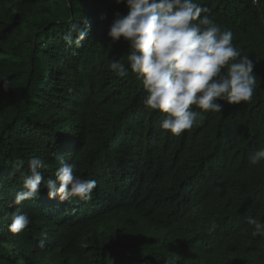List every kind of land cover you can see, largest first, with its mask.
Listing matches in <instances>:
<instances>
[{"label": "trees", "instance_id": "trees-1", "mask_svg": "<svg viewBox=\"0 0 264 264\" xmlns=\"http://www.w3.org/2000/svg\"><path fill=\"white\" fill-rule=\"evenodd\" d=\"M197 2L253 60L256 90L175 136L145 107L137 74L109 68L127 66L128 42L107 35L125 4L0 0V80L10 82L4 91L0 81V264H264V237L247 223L264 221V161L249 163L264 147V0ZM73 25L86 27L79 48L63 41ZM53 153L96 181L92 199H49L41 185L13 204L15 165L26 172L37 156L47 179ZM17 210L31 223L14 234Z\"/></svg>", "mask_w": 264, "mask_h": 264}, {"label": "clouds", "instance_id": "clouds-1", "mask_svg": "<svg viewBox=\"0 0 264 264\" xmlns=\"http://www.w3.org/2000/svg\"><path fill=\"white\" fill-rule=\"evenodd\" d=\"M125 4L126 15H116L108 30L113 42L121 37L128 42L127 66L121 59L109 64L116 76L125 78L129 69L136 73L147 93L146 108L165 114L160 124L164 132L180 136L185 130L202 124L205 113H221L225 101L239 105L251 101L256 90L254 62L242 55L233 43V34L224 30L210 16V10L197 0H115ZM81 24L86 20L81 18ZM87 35L86 27L73 25L63 36L68 45L81 46ZM75 37V39H74ZM2 87L7 91L8 80ZM199 110V111H198ZM58 167L45 179L49 170L43 159L32 156L19 161L15 171L22 176L21 189L15 193L13 204L38 197L41 185L49 199L90 201L96 181L78 174V165L63 155L53 153ZM264 161V147L250 157L251 165ZM11 233H21L31 223L26 212L10 214ZM253 237H264V221L248 217ZM216 225L210 227L214 231ZM43 246V242H41Z\"/></svg>", "mask_w": 264, "mask_h": 264}, {"label": "bare ground", "instance_id": "bare-ground-1", "mask_svg": "<svg viewBox=\"0 0 264 264\" xmlns=\"http://www.w3.org/2000/svg\"><path fill=\"white\" fill-rule=\"evenodd\" d=\"M27 64H28V62H27ZM80 93V92H79Z\"/></svg>", "mask_w": 264, "mask_h": 264}]
</instances>
